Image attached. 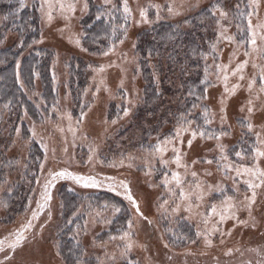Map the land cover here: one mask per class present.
Returning <instances> with one entry per match:
<instances>
[{
  "label": "rangeland",
  "instance_id": "rangeland-1",
  "mask_svg": "<svg viewBox=\"0 0 264 264\" xmlns=\"http://www.w3.org/2000/svg\"><path fill=\"white\" fill-rule=\"evenodd\" d=\"M89 1L109 9L118 5L127 20L118 41L100 55H91L82 43L80 20ZM22 3L38 6L41 33L35 44L54 53L49 70L56 99L39 122L23 110L8 147L0 144L9 162L0 175V239L6 241L0 243V264H65L53 231L62 210V184L85 201L79 207L83 227L75 234L84 257L92 254L95 264H264V0L245 5L241 0ZM205 5L213 6L214 22L209 26L212 53L205 58L204 114L206 125L217 132L207 135L203 125L197 129L187 122L140 144V128L121 133L142 96L135 36ZM2 24L0 15V30ZM14 37L6 33L0 48ZM73 55L86 63L79 106L68 87ZM34 86L22 89L40 109L37 80ZM7 131L3 126V138ZM30 142L42 157L23 182ZM16 184L26 185L20 189L22 205L2 223L14 210L1 196ZM100 194L98 205L90 204ZM120 201L130 214L123 228L114 225ZM178 220L193 227L194 238L185 229L174 230Z\"/></svg>",
  "mask_w": 264,
  "mask_h": 264
},
{
  "label": "trees",
  "instance_id": "trees-1",
  "mask_svg": "<svg viewBox=\"0 0 264 264\" xmlns=\"http://www.w3.org/2000/svg\"><path fill=\"white\" fill-rule=\"evenodd\" d=\"M241 1L243 5L247 4V0ZM212 7L205 5L179 20L164 19L137 32L134 50L137 56V70L143 83L142 96L129 117L128 125L123 127L121 133L131 126L140 128V144H143L151 135L166 137L173 125L187 122H193L197 129L203 125L204 133H209L207 135L217 132L206 125L208 117L204 114V97L209 87L204 74L208 65L205 58L212 53L210 43L213 35L209 31L210 24L214 22ZM0 15L3 17L0 39L6 33L15 35L10 41V46L0 48V144L8 147L23 110L33 121L39 122L54 104L56 96L49 70L54 53L49 48L35 44L41 33L37 4L26 6L22 0H0ZM244 15L245 13L243 18ZM240 23L242 24V20ZM126 24V16L118 5L109 9L89 1L88 11L80 20L82 43L88 53L100 55L118 41ZM81 59L73 55L67 64L68 87L77 106L81 102L82 91L87 83L86 63ZM18 78L21 84L18 83ZM35 80L39 83L38 100L43 102L40 109L27 99L22 89L24 86L29 91L34 90ZM2 124L8 126L7 138L2 137ZM168 126L170 127L167 128ZM22 127L23 137L27 139L28 131L25 125ZM4 153L3 149L0 150V175H3L2 167L9 164L3 156ZM28 155V168L24 172L23 182L29 176V168L32 170L31 166H34L32 163L42 157L34 142L29 144ZM14 186L10 193L1 196L5 202L3 204H10L9 207L13 206L11 210H14V213L6 212L7 216L1 218L2 223L11 219L15 210L18 212L22 205L21 199L26 185ZM22 188L24 190L20 191ZM101 196L102 194L91 197L94 199L90 198V204L98 205ZM58 197L62 210L53 228L58 254L65 264H95L96 259L92 254L89 258L84 257L85 248L75 234L76 229L83 227V213H80L79 207L85 201L81 195L71 192L63 184L59 188ZM120 202V215L115 218L114 225L123 228L130 214L126 204ZM174 230H183L190 239L195 236L193 227L184 220H178ZM4 242L5 239L1 238L0 243Z\"/></svg>",
  "mask_w": 264,
  "mask_h": 264
},
{
  "label": "snow or ice",
  "instance_id": "snow-or-ice-1",
  "mask_svg": "<svg viewBox=\"0 0 264 264\" xmlns=\"http://www.w3.org/2000/svg\"><path fill=\"white\" fill-rule=\"evenodd\" d=\"M142 15H143V13H142ZM255 41H253V43H254ZM191 145V141H189V146ZM58 175H61V176H63L64 175V173L63 172H61V173H59ZM93 183V186H94V182H92ZM85 186H87V185H85ZM129 199H131V197H129ZM133 204L135 205V201H133ZM138 210V209H137ZM0 250H2V249H0Z\"/></svg>",
  "mask_w": 264,
  "mask_h": 264
}]
</instances>
